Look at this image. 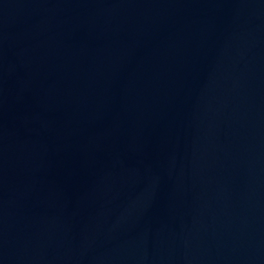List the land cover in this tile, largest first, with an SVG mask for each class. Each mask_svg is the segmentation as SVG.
<instances>
[{
  "label": "water",
  "instance_id": "1",
  "mask_svg": "<svg viewBox=\"0 0 264 264\" xmlns=\"http://www.w3.org/2000/svg\"><path fill=\"white\" fill-rule=\"evenodd\" d=\"M0 264H264V0H0Z\"/></svg>",
  "mask_w": 264,
  "mask_h": 264
}]
</instances>
